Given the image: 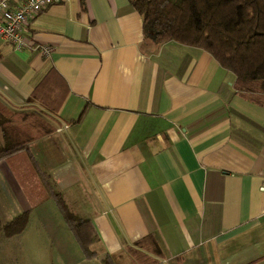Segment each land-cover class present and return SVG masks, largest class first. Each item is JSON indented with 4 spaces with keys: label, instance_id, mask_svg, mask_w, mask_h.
I'll return each instance as SVG.
<instances>
[{
    "label": "crops",
    "instance_id": "obj_1",
    "mask_svg": "<svg viewBox=\"0 0 264 264\" xmlns=\"http://www.w3.org/2000/svg\"><path fill=\"white\" fill-rule=\"evenodd\" d=\"M132 1L58 0L22 50L0 41V104L53 128L0 161V226L27 213L0 264H53L51 244L67 257L52 191L114 264H264V97L200 49L145 40ZM50 69L54 116L27 101Z\"/></svg>",
    "mask_w": 264,
    "mask_h": 264
},
{
    "label": "trees",
    "instance_id": "obj_2",
    "mask_svg": "<svg viewBox=\"0 0 264 264\" xmlns=\"http://www.w3.org/2000/svg\"><path fill=\"white\" fill-rule=\"evenodd\" d=\"M131 7L141 19L145 40L200 49L233 75L237 93L264 97V0H133ZM53 81L60 82L50 69L27 101L36 102L54 116L66 92ZM52 132L53 128L35 115L11 114L0 104V161L26 151L29 143ZM51 197L83 257L114 264L110 256H98L89 249L97 238L92 223L70 213L60 195L52 191ZM26 223L25 212L0 226V233L11 238L20 234Z\"/></svg>",
    "mask_w": 264,
    "mask_h": 264
},
{
    "label": "built area",
    "instance_id": "obj_3",
    "mask_svg": "<svg viewBox=\"0 0 264 264\" xmlns=\"http://www.w3.org/2000/svg\"><path fill=\"white\" fill-rule=\"evenodd\" d=\"M57 2L58 0H23L17 6L9 7L8 0H0V41L11 44L15 50H22L27 45L22 34L23 27L44 9ZM39 51L44 56L49 54L47 47H39ZM258 191L264 194V175Z\"/></svg>",
    "mask_w": 264,
    "mask_h": 264
},
{
    "label": "rangeland",
    "instance_id": "obj_4",
    "mask_svg": "<svg viewBox=\"0 0 264 264\" xmlns=\"http://www.w3.org/2000/svg\"><path fill=\"white\" fill-rule=\"evenodd\" d=\"M66 233L68 235V239L66 240L65 247L61 250L66 251L67 257L60 255L58 253V249L54 248L52 244L50 247L45 248L48 249V255L51 257V260L55 261L53 264H100L97 258L86 260L75 243V240H73L71 233L68 231ZM89 249L93 250L91 247H89Z\"/></svg>",
    "mask_w": 264,
    "mask_h": 264
}]
</instances>
